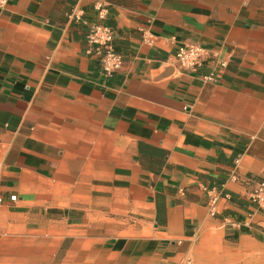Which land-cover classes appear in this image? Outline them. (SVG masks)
<instances>
[{"label":"crops","instance_id":"1","mask_svg":"<svg viewBox=\"0 0 264 264\" xmlns=\"http://www.w3.org/2000/svg\"><path fill=\"white\" fill-rule=\"evenodd\" d=\"M98 4L124 58L110 78L86 53ZM185 43L226 66L212 79L210 62L181 67ZM263 175L264 0L0 7V216L61 230L46 264H223L260 250L264 209L247 196ZM16 241L0 237V264L22 263Z\"/></svg>","mask_w":264,"mask_h":264},{"label":"built area","instance_id":"2","mask_svg":"<svg viewBox=\"0 0 264 264\" xmlns=\"http://www.w3.org/2000/svg\"><path fill=\"white\" fill-rule=\"evenodd\" d=\"M7 0H0L2 7ZM98 14L96 21L92 22L86 34V41L89 47L86 53L97 59L99 70L107 78L112 77L123 65V55L112 48L114 30L110 25L104 22L105 9L98 4ZM82 12L77 9L70 13L72 20L80 21ZM175 61L181 67L190 69L202 66L205 62L212 64L211 71L206 74L207 79H212L219 75L220 70L226 66V62L211 53L208 49L197 43H185L176 47L173 52ZM16 195H10V200H15ZM218 194H211L209 211L214 214ZM248 201L259 208L264 209V175L257 180L248 192Z\"/></svg>","mask_w":264,"mask_h":264},{"label":"rangeland","instance_id":"3","mask_svg":"<svg viewBox=\"0 0 264 264\" xmlns=\"http://www.w3.org/2000/svg\"><path fill=\"white\" fill-rule=\"evenodd\" d=\"M60 235L61 230L52 231L51 227L47 228L45 217L36 219L32 216L20 218L0 216V237L6 241L13 238L17 240L15 248L21 264H30L31 262L46 264L54 251L55 262H57L62 251H56V246L50 244L47 238ZM223 264H264V248L255 251L235 252Z\"/></svg>","mask_w":264,"mask_h":264}]
</instances>
